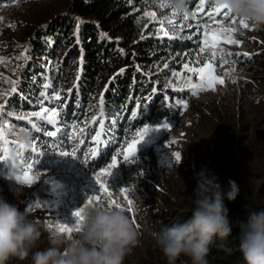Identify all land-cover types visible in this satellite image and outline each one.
I'll return each instance as SVG.
<instances>
[{
    "label": "trees",
    "instance_id": "16d2710c",
    "mask_svg": "<svg viewBox=\"0 0 264 264\" xmlns=\"http://www.w3.org/2000/svg\"><path fill=\"white\" fill-rule=\"evenodd\" d=\"M26 1L29 0H20ZM50 1L55 7L53 13L43 21L26 27L24 44L28 49L29 59H20L22 62L17 69L16 78L19 80L18 91L7 97V109L15 112L9 119L22 134L26 133L30 137L31 142L40 137L50 145L54 140L67 138V143L63 146L66 150H72L75 145L87 153L95 146L90 134H94V130L99 131V127L91 121L99 116V99L103 96L105 135L102 139L105 143L102 151L98 150L94 160L90 159V165L83 164L79 158L62 157L54 151L42 155L36 165V168L41 170L68 172L83 168L92 172V168L98 169L111 162V156L120 150L119 144L130 140L137 127H142L159 116L174 115L177 110L170 109L169 103L174 104L177 99L189 98L190 90L173 91L167 86L166 78L170 72L163 69V64L168 62L170 68L180 69L181 64L177 63L181 60L179 54L194 49L195 45L186 40L157 38L159 24L157 21L150 22L143 15L155 0H148L147 3L142 0H132L131 3L129 0ZM5 3L10 2L0 0V4ZM210 4V0H205L207 8ZM137 8L139 11H136ZM188 8L195 10L189 0ZM202 18L207 20L206 16ZM189 21L195 22L191 19ZM77 24L79 43L76 36ZM184 32L186 34L187 30ZM105 33L106 36L103 35ZM142 35L146 38L142 39ZM259 35L263 41L261 49L249 57L239 56L237 60L240 67L250 71L254 80L264 82V30H259ZM15 47L14 40L0 41L2 56H6L5 53ZM45 78L52 84V87L47 89L49 95H52L55 89L60 99L44 101L43 107L49 110L55 108L60 113L58 121L65 120L68 124V127L47 125L48 131H56L59 127L56 137L44 136L42 131L36 132L27 120L16 119V115L22 113L41 111L37 101L42 99L40 93L44 90L42 86L46 82ZM154 87L158 92L153 95L151 101H147L148 104L141 111L139 119L133 120L131 113L136 111L139 115L138 105L145 101ZM31 119L40 126L45 123L37 121L36 117ZM109 127L111 131H108ZM73 134L77 137L76 140L70 138ZM79 139H84L85 143L79 144ZM108 141L112 143L109 144ZM23 150L27 155L31 152V145ZM147 154L146 147L140 149L137 152V160H144L140 158ZM78 155L81 153L78 152ZM81 158L83 159L82 155ZM154 161L156 160L153 157L146 161L148 166L143 176L133 177L134 200L152 236L164 226L186 220L193 207L191 202L186 206H175V201L160 184L167 181L166 168L160 162ZM206 170L209 177L217 178L225 192L228 191L229 180H234L239 187L236 200L225 201L229 218L233 221L232 234L224 239H213L207 256L208 264H243V257L238 248L237 225L239 221L247 219L250 211L264 209V166L247 161L234 167H213ZM51 195L35 193L14 205L24 212L25 208L32 204L34 207L28 216L29 219H50L55 211L51 204L56 201L52 200ZM185 258L186 264H190L188 257ZM9 264L31 262L16 259ZM123 264L158 263L142 256L137 261Z\"/></svg>",
    "mask_w": 264,
    "mask_h": 264
},
{
    "label": "rangeland",
    "instance_id": "374dc122",
    "mask_svg": "<svg viewBox=\"0 0 264 264\" xmlns=\"http://www.w3.org/2000/svg\"><path fill=\"white\" fill-rule=\"evenodd\" d=\"M161 2L163 0H155L145 10L155 11L157 13L156 21L161 19L164 14L169 17L172 16L171 8L158 7ZM54 8V4L50 0L0 4V41L14 40L16 42V47L5 53L6 56H2L3 53L0 52V57L4 58L3 61H0V94H2L0 95V104L5 103L9 94L12 93L13 85L6 81H13L17 78V69L22 61L15 59V57L24 52L27 25L43 21L53 13ZM189 11L194 10L189 8ZM208 11L209 8L205 6L204 12L198 16L204 17L206 16L204 13ZM147 18L150 21V18ZM203 21L206 22L207 20ZM176 22L182 23L179 18H176ZM189 23L195 24L196 21H189ZM10 25H14V27ZM165 27L168 28L167 25ZM233 27L239 30L235 35L243 43L225 45L227 50L232 53L247 52L252 54L261 49L263 41L259 35V30L242 29L238 23ZM240 32L243 35H240ZM180 34L183 35L185 32L182 31ZM204 56H207V53ZM232 59L237 60V57L234 55ZM216 63L218 74L224 76L226 72L229 73V75L224 76L225 83L223 85L217 84L215 91H204L198 95H192L190 92L189 98L185 100L188 105L186 109L182 105H177L178 107H175L177 111L174 115L159 116L145 123L157 125L167 118L173 127L167 131L150 132L145 140L138 145V151L145 147L148 149V154L140 158L144 160H137L133 164L121 163L113 171L109 182L113 186L110 190L113 191L114 196L116 194L115 189L132 184L135 175L141 171L144 173L148 166L146 161H149L151 157L156 160L154 162H160L165 166L167 181L160 183L161 188L166 190L172 200L175 201V206L179 207L189 204L191 202L190 197L194 199L195 177L201 170L213 167H234L247 161L264 166V82L254 80L249 73L250 71L240 67L238 60L235 64L223 66H219V60ZM180 69L176 70L179 71ZM169 78H171L170 75L166 81ZM195 81L196 78L194 77L193 82ZM173 82L178 83L175 80ZM5 118L10 125H13L9 117L6 116ZM13 133L9 134L7 139L21 144L22 132L15 127ZM171 140H175L176 143L169 149L165 144ZM2 148L3 146L0 144V155H3ZM9 148L13 159L16 161L15 175H22L25 166L16 154L18 149L12 144L9 145ZM175 152L181 153L182 162L180 164V161H176L175 157L172 156V153ZM117 159L119 160L121 157H117ZM37 170L43 172V176L32 185L22 184L25 186L17 198L14 195L16 183H21L14 176L16 183L9 180V169L5 165H0V196L15 204L35 193L52 194V200H56L52 201L51 204L55 208L54 216L50 219L41 220L47 227L54 225L56 220L70 222L73 219L71 215L73 210L83 206L86 196L92 194L96 188L92 172H87L83 168L68 172L48 169ZM128 187L134 197V184ZM124 205L125 212L131 218L132 214L126 210V202ZM133 206L136 209L137 221L141 225V237L139 243L125 257L124 263H132L143 256L149 260L154 259V262L158 264H168L156 243L155 237L149 232L146 220L139 213L135 200ZM47 236V232L42 234L41 240L38 242L39 248L48 246ZM14 260L16 259L11 261ZM176 264H186V258H179Z\"/></svg>",
    "mask_w": 264,
    "mask_h": 264
},
{
    "label": "clouds",
    "instance_id": "9594fccd",
    "mask_svg": "<svg viewBox=\"0 0 264 264\" xmlns=\"http://www.w3.org/2000/svg\"><path fill=\"white\" fill-rule=\"evenodd\" d=\"M165 2L181 16L188 11V0ZM210 3L223 6L253 29L264 30V0H210ZM20 142L27 148L30 137L25 133ZM195 178L194 199L190 197L191 215L183 222L164 226L154 233L168 264H176L181 257H188L190 264H208L213 239L227 238L233 231L225 201L236 200L239 194L236 182L229 180L225 192L215 176L207 175L206 169ZM8 179L16 183L13 177ZM16 185L14 195L18 198L25 185ZM33 207L29 204L21 212L0 196V264H9L13 259L30 260L31 264H123L127 254L140 241V228L125 211L115 207L93 205L85 208L81 230L71 238L45 226L39 219H29ZM237 227L243 264H264V209L250 211L247 219L239 221ZM44 232L48 233V246L39 248L38 242Z\"/></svg>",
    "mask_w": 264,
    "mask_h": 264
},
{
    "label": "snow or ice",
    "instance_id": "6c2138e0",
    "mask_svg": "<svg viewBox=\"0 0 264 264\" xmlns=\"http://www.w3.org/2000/svg\"><path fill=\"white\" fill-rule=\"evenodd\" d=\"M10 3L15 4L20 2V0H9ZM132 0H129L131 3ZM142 2L147 3L148 0H142ZM189 4L194 11L185 12L182 16L177 14L176 12H172V16L164 14L161 19L157 21L159 24V28L157 29V38L163 39L167 37L170 40L174 41H191L194 45V49H189L184 53L179 54L181 56V60L177 61V63L181 64V69L177 71L176 69L170 68L169 63L165 62L163 64V69H168L170 72V77L167 79V86L171 87L173 91H185V88L190 90L192 95H198L204 91H215L216 85H223L225 83L224 76L229 75V73H225L224 76H221L217 72V63L219 60V66H223L225 64H235L237 60H233L232 57L235 55L237 58L241 55L245 57H249L252 54L250 53H232L230 50L225 48V45H240L243 43L242 40L237 39L236 33L239 31L233 25L237 23L240 25L242 29L251 28L250 25L242 20L238 19L231 15L230 11L225 10L223 6H213L208 5L209 11L204 13L207 16V21H203V18H198L200 13L204 12L205 8V0H189ZM159 8H170L171 6L163 0L158 5ZM136 11H139L137 8ZM145 17L150 18V22L157 20V13L155 11H145L143 14ZM220 17V19H217ZM176 18H179L182 23L178 24L176 22ZM196 21L195 24L188 23L189 20ZM139 22V20H138ZM165 25L168 26L166 29ZM215 25V27H213ZM14 27V25H10ZM47 27V26H45ZM147 28V25H145ZM187 30L185 35H181L180 32ZM171 33V34H170ZM103 35H107L106 33ZM240 35H243L240 32ZM77 43H79V24H77ZM142 39L146 38L142 35ZM28 49L25 47L24 52H22L19 56L15 57V59H24L28 60L27 56ZM207 53V56L204 54ZM3 57H0V61H3ZM203 60V63H201ZM162 69V70H163ZM123 72V69H121ZM196 78V81L193 82V78ZM46 79V82L43 84L42 88L44 89L40 93V97L42 99L38 100L37 103L41 106V111H31L27 114L16 115L17 120H27L28 123L35 129L36 132H43L44 136L47 137H56L57 132L59 131V127H68L67 121L60 120L58 121V117L60 115L59 111L55 108L49 110V108L43 107L44 101H52L60 99L59 93L53 89L52 95H49L47 89L52 87L51 82ZM173 80L178 83H174ZM13 85L11 91L13 93L17 92V84L19 80L6 81ZM235 82V81H233ZM182 85V86H179ZM71 91V89H69ZM158 92L157 88H152L151 93L145 99L144 102L138 105L140 109L139 115L136 111L131 113V117L133 120H137L140 117L141 111L148 104L147 101H151L153 99V95ZM2 95V94H0ZM167 99V96H165ZM31 103V101H29ZM177 105H182L183 108H187V102L183 99H177L175 103H169L168 107L175 108ZM104 111H105V101L103 96L99 99V116L94 117L91 121L92 124H97L99 127V131L94 130V134H90V139L95 145L89 152L84 153L81 149H78L75 145H73L72 150H66L63 146L67 143V138L58 139L52 141L49 145L47 141L42 140L40 137L34 138L31 142V152L25 155L23 149L25 148L23 145L18 144L17 141H10L7 139L9 134L13 133V128L15 125H10L9 121L5 118L11 117L15 115V112L11 109H7V101L5 103L0 104V144H2L3 155H0V165H5L8 171V177H13L21 184L32 185L37 180H39L43 176V172L36 169V165L39 162V158L44 155L48 151H54L58 153L62 157H72L79 158L81 162L85 165H90V159H93L98 155V150L102 151L103 145L105 141L102 139V136L105 135V121H104ZM31 117H36L37 121H44V125L40 126L37 123L33 122ZM47 125H59L56 131H48ZM74 128L75 125L73 124ZM173 125L165 118L157 125H148L144 124L142 127H137L135 134L132 136L131 140H126L124 144H119L120 150L116 151L111 156V162L107 163L105 167H100L99 170L96 167L92 168V175L95 181L96 188L94 192L90 195L86 196V199L83 202V206H79L75 208L72 212V220L70 222H61L56 220L57 222L54 225H49L51 229L54 231L64 233L69 238L72 237L73 233H76L81 230L82 222L84 220V209L89 206H101L107 208H118L120 210L125 211L124 202L127 205V212L131 213V220L140 228L141 225L138 223L136 218V209L134 208V197L132 196L129 185H133L135 183L129 184L124 187H120L116 190L115 196L113 195V191L110 189L113 186L110 184V177L113 175V171L117 169L121 163L125 164H133L137 162V152L138 145L141 144L145 140V138L149 135L150 132H160L167 131ZM24 130L23 128L21 129ZM83 132V129L80 130ZM108 131H111V127H109ZM73 140H76L77 137L73 134L70 137ZM79 144H84V139L78 140ZM109 144L112 141H108ZM176 143L175 140H171L167 142V146L169 149ZM15 145L17 147V156L24 163L25 169L22 175H15L16 161L13 159L11 155V149L9 145ZM78 152L81 155H78ZM172 156L175 157L176 161L181 160V153L175 152L172 153ZM117 157H121V159H117ZM35 168V171L33 169ZM143 171L137 174V177L143 176Z\"/></svg>",
    "mask_w": 264,
    "mask_h": 264
}]
</instances>
